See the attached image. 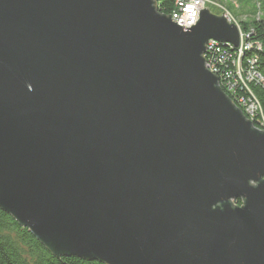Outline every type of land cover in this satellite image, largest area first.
<instances>
[{
    "label": "water",
    "instance_id": "1",
    "mask_svg": "<svg viewBox=\"0 0 264 264\" xmlns=\"http://www.w3.org/2000/svg\"><path fill=\"white\" fill-rule=\"evenodd\" d=\"M162 1L0 0V210L56 257L264 264V132L202 57L239 32Z\"/></svg>",
    "mask_w": 264,
    "mask_h": 264
},
{
    "label": "trees",
    "instance_id": "2",
    "mask_svg": "<svg viewBox=\"0 0 264 264\" xmlns=\"http://www.w3.org/2000/svg\"><path fill=\"white\" fill-rule=\"evenodd\" d=\"M174 0H163L156 6V12L163 17L168 16L173 11ZM254 35L250 37L249 43L261 46L260 52L250 51L243 53L240 59V67L243 69V76L248 68V62L255 60L254 73L260 77L261 83L253 80L250 83L240 82L235 77L237 71L236 63L239 58L236 50H223L226 54V61L223 66L217 65L216 56L212 53L206 56V60L216 66H219L220 71L229 73L233 79V92L226 91L220 79L219 86L226 97L238 108L236 99L245 98L248 100L254 99L258 104L260 113H257L253 124L258 120L264 121V20L252 23ZM233 63V65H232ZM231 83V82H230ZM242 113V112H240ZM244 115V113H243ZM246 118V116L244 115ZM237 206L240 201L235 203ZM0 264H103L99 261H84L76 257H56L51 252L34 238L28 229L20 227L11 216L0 210Z\"/></svg>",
    "mask_w": 264,
    "mask_h": 264
},
{
    "label": "built area",
    "instance_id": "3",
    "mask_svg": "<svg viewBox=\"0 0 264 264\" xmlns=\"http://www.w3.org/2000/svg\"><path fill=\"white\" fill-rule=\"evenodd\" d=\"M205 2L206 0H174L173 11L169 17L171 23H174L179 27H184L185 29H189L191 25H195L197 23L199 17L198 11H202L203 8L202 6L205 4ZM239 44H240L239 46L240 48L238 49V51L236 50L239 58L235 66L237 68V71L235 72L236 79H238L239 83L240 82L250 83L253 80H257V82L261 83L260 77H258L254 73L255 60H251V62H248V68L245 71L244 76H243V69L242 67H240V62H239L244 52L250 51L252 46L256 47L259 45H255L252 43L249 44L247 41L243 42L242 39H240ZM205 45H206V49L204 55L202 56L203 59H205L204 67L209 71V73H211V75L215 76L218 79V86L221 79L222 85L224 86V88H226V91H228V93L233 92L234 91L233 88L235 87V84L232 83L233 79L231 78L229 73L222 72L220 71L219 68V66L221 67L224 65V62L226 61V57H227L225 56L226 54L224 53L223 50H226L228 48L233 50V47L229 44L222 45L216 41L215 42L208 41ZM258 49H260V47ZM211 53L215 56L218 55L216 56V62L217 65L219 66H216L210 61L206 60V56L210 55ZM235 102H237L240 111L244 113V115L246 116L247 121L253 124L255 117L257 116L258 113L257 112L258 104L254 101V99L248 100L241 97V98H237ZM262 123H264L263 120L260 121L257 120L254 124L262 125Z\"/></svg>",
    "mask_w": 264,
    "mask_h": 264
},
{
    "label": "rangeland",
    "instance_id": "4",
    "mask_svg": "<svg viewBox=\"0 0 264 264\" xmlns=\"http://www.w3.org/2000/svg\"><path fill=\"white\" fill-rule=\"evenodd\" d=\"M202 7V10H207L211 16L222 17L223 19H225V21L227 20L230 24H233L240 35L238 44L240 39H242L243 42H248L250 40V37L254 35V31L252 30L253 22H259L261 21V19L264 20V0H206L205 4ZM239 46L240 44L237 48H234L233 46L232 47L234 50L238 51V49L240 48ZM256 47H260V49ZM256 47L252 46L250 51L260 52L261 46L259 45ZM237 109L240 111L239 108ZM259 111L260 109L258 107V114L260 113ZM256 128L264 132V123H262V125L256 124ZM233 203L234 202H232V205L234 206Z\"/></svg>",
    "mask_w": 264,
    "mask_h": 264
},
{
    "label": "flooded vegetation",
    "instance_id": "5",
    "mask_svg": "<svg viewBox=\"0 0 264 264\" xmlns=\"http://www.w3.org/2000/svg\"><path fill=\"white\" fill-rule=\"evenodd\" d=\"M237 201H234V206H236V207H241V201H240V204L237 206L235 203H236Z\"/></svg>",
    "mask_w": 264,
    "mask_h": 264
}]
</instances>
